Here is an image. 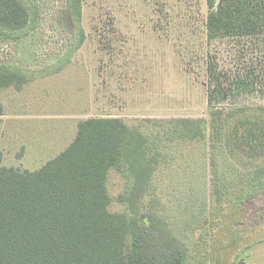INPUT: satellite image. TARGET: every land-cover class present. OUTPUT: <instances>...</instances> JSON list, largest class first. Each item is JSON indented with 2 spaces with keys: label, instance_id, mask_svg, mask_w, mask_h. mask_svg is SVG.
<instances>
[{
  "label": "rangeland",
  "instance_id": "obj_1",
  "mask_svg": "<svg viewBox=\"0 0 264 264\" xmlns=\"http://www.w3.org/2000/svg\"><path fill=\"white\" fill-rule=\"evenodd\" d=\"M30 1L36 6L33 26L18 41H0V66L18 68L29 82L21 90L0 89L3 167L38 170L70 145L78 122L89 118H118L132 127L146 122L142 130L156 132L147 121L209 116L203 63L189 57L202 43L205 0H82L84 41L75 51L64 0ZM262 106L263 99L248 95L213 113ZM170 145L141 201L140 218L151 209L167 219L187 248L186 264H264V192L239 204L241 183L231 185L227 168H263L264 152L216 156L213 173L204 144ZM106 187L109 211H124L117 201L125 187L121 174L111 169ZM201 214L208 218L199 222Z\"/></svg>",
  "mask_w": 264,
  "mask_h": 264
},
{
  "label": "trees",
  "instance_id": "obj_2",
  "mask_svg": "<svg viewBox=\"0 0 264 264\" xmlns=\"http://www.w3.org/2000/svg\"><path fill=\"white\" fill-rule=\"evenodd\" d=\"M205 3L202 43L191 48L189 57L203 63L209 116L147 121L156 132L142 130L146 122L132 127L118 118L81 120L70 145L32 172L3 167L0 152V264H186L187 248L170 222L151 209L140 218L141 201L170 144H204L213 173L217 157L264 152V106L213 113L214 107L248 95L264 100V0ZM63 4L75 27L70 48L75 51L84 41L82 0ZM35 10L30 0H0V35L5 37L0 41H18L33 26ZM28 83L18 68L0 66V89L21 90ZM230 164L231 185L241 183L239 204L264 192V167L255 163L251 172L238 173ZM111 169L125 183L117 198L125 209L119 213L108 209ZM211 184L216 204L218 189L214 180ZM207 218L201 214L198 221Z\"/></svg>",
  "mask_w": 264,
  "mask_h": 264
}]
</instances>
